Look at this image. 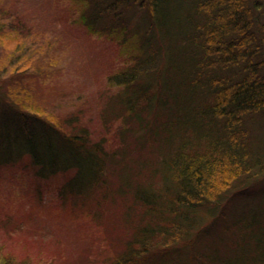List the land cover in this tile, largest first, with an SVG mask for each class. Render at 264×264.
<instances>
[{
	"label": "trees",
	"instance_id": "1",
	"mask_svg": "<svg viewBox=\"0 0 264 264\" xmlns=\"http://www.w3.org/2000/svg\"><path fill=\"white\" fill-rule=\"evenodd\" d=\"M77 2L120 47L101 113L116 145L63 131L0 81V164L60 176L50 210L107 232L75 233L87 245L71 264L99 248V264H264V0ZM3 17L9 38L29 32ZM17 51L0 71L24 73ZM0 264L35 261L0 251Z\"/></svg>",
	"mask_w": 264,
	"mask_h": 264
},
{
	"label": "rangeland",
	"instance_id": "2",
	"mask_svg": "<svg viewBox=\"0 0 264 264\" xmlns=\"http://www.w3.org/2000/svg\"><path fill=\"white\" fill-rule=\"evenodd\" d=\"M81 9L77 0H0L5 21L13 15L17 28L29 31L9 38L8 22L2 20L7 25L0 30V67L8 49L24 51L21 62L27 61L21 76L0 71V81L8 78L6 86L12 91L7 92L8 99L18 98L25 109L42 114L67 133L85 130L92 140L106 138L111 149L116 145L112 142L117 122L106 130L101 113L120 89L108 81L123 64L120 47L113 37L89 32L80 21ZM24 94L31 101L27 106L20 100ZM33 170L23 161L0 164V251L18 260L27 255L35 264H71L70 258L87 245L85 239L75 240V233H92L97 238L107 232H101V226L93 228L87 217L75 221L68 217L70 213L50 210L55 197L52 189L60 186L62 178L38 180ZM120 208H113L117 219ZM95 243L98 248L104 242L100 237ZM102 250L88 255L82 264H99Z\"/></svg>",
	"mask_w": 264,
	"mask_h": 264
}]
</instances>
